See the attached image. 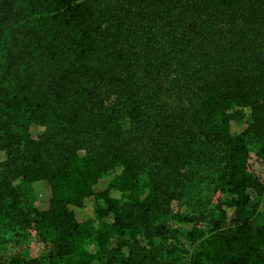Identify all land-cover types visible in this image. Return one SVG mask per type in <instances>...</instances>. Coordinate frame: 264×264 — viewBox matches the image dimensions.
Masks as SVG:
<instances>
[{
    "label": "trees",
    "instance_id": "obj_1",
    "mask_svg": "<svg viewBox=\"0 0 264 264\" xmlns=\"http://www.w3.org/2000/svg\"><path fill=\"white\" fill-rule=\"evenodd\" d=\"M0 151V264H264V0H0Z\"/></svg>",
    "mask_w": 264,
    "mask_h": 264
},
{
    "label": "rangeland",
    "instance_id": "obj_2",
    "mask_svg": "<svg viewBox=\"0 0 264 264\" xmlns=\"http://www.w3.org/2000/svg\"><path fill=\"white\" fill-rule=\"evenodd\" d=\"M247 126V123L243 124H232V132L238 133L244 130ZM7 159V154L4 151H0V163L4 162ZM249 173L257 177L262 185H264V161L263 159L257 158L252 154L249 161ZM107 181H101L96 187V191L103 190L106 187ZM216 193V192H215ZM50 196L49 187L45 182L33 183L24 188V199L29 207L36 209L45 207L48 203ZM217 196L214 197L216 199ZM259 201H255V204L259 205ZM258 208V206H257ZM256 208V209H257ZM95 205L93 202H89L81 211V219L84 221L93 233H97L100 230H105V227L102 226L97 217L95 211ZM183 208L176 203L172 204L173 214L178 212H183ZM186 212V210L184 211ZM202 230L205 233V236L197 241L191 242L185 240L182 236H167L164 239H160L161 242L166 245V247L172 252L171 258L176 261V264H189L190 257L192 253L199 250L203 246V240L209 236L211 227L209 225L203 224ZM95 237V236H94ZM95 243L92 239L86 246V251H94ZM3 249L9 248L8 246H2ZM20 248L26 250L29 254L38 255L42 252L43 246L38 241L34 233L25 232L23 234V240L20 243Z\"/></svg>",
    "mask_w": 264,
    "mask_h": 264
}]
</instances>
